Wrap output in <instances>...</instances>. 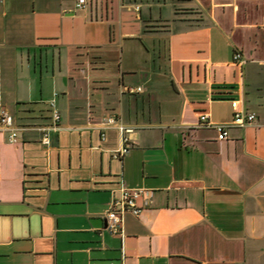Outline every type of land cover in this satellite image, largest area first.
Listing matches in <instances>:
<instances>
[{"label": "crops", "instance_id": "1", "mask_svg": "<svg viewBox=\"0 0 264 264\" xmlns=\"http://www.w3.org/2000/svg\"><path fill=\"white\" fill-rule=\"evenodd\" d=\"M78 2L0 0V264H264V0Z\"/></svg>", "mask_w": 264, "mask_h": 264}, {"label": "built area", "instance_id": "2", "mask_svg": "<svg viewBox=\"0 0 264 264\" xmlns=\"http://www.w3.org/2000/svg\"><path fill=\"white\" fill-rule=\"evenodd\" d=\"M86 3V0H79L78 6L81 7ZM139 10V7L137 8ZM235 62L243 65L245 60L241 53L235 55ZM144 91L143 87H126L125 92L136 94L142 93ZM54 113V126L46 127L43 129L44 137L42 139V144L45 146L51 145L50 131L53 127H56L59 123L61 116L59 111L56 109L54 102L51 103ZM234 118L230 123H214L209 120V115L203 113L201 115V121L204 126L213 128L218 132V139L220 141H225L229 139V130L234 126L247 127L253 124L257 115L254 113H248L240 108L239 101H233ZM0 121L5 132H9V142L12 144H17L19 142V129L14 125L13 117L5 109L0 110ZM117 123L115 116L107 119L106 125L108 127L113 126ZM132 146L129 144L128 139L125 138V144L121 151L114 154L116 159L122 158L124 155L130 152ZM120 193L119 195L113 194L111 207L108 212V226L107 229L112 234L123 235V225L124 218L126 214L130 213L134 216H139L142 212V208L138 205L137 200L141 195L147 194L148 191L144 188H128L123 179L120 181ZM114 264V263H112Z\"/></svg>", "mask_w": 264, "mask_h": 264}]
</instances>
